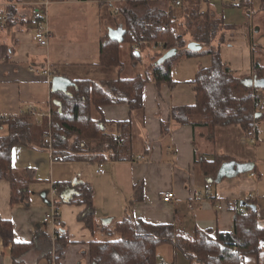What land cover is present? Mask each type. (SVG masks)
<instances>
[{"label":"crops","instance_id":"0c3cea01","mask_svg":"<svg viewBox=\"0 0 264 264\" xmlns=\"http://www.w3.org/2000/svg\"><path fill=\"white\" fill-rule=\"evenodd\" d=\"M38 1L0 0V13L6 14L9 7H14L20 17V21L14 26L0 29V89L6 88L3 96H0V118L19 116L26 111L34 110L39 114V121H42L48 113L47 103L51 79L54 76H62L71 82L105 81L116 80L119 77L133 78L136 74L144 73L145 62L143 70L134 65L136 67L134 71L135 67L130 62V52V68L127 72L125 67L119 73L112 67H100L97 63L98 45L108 35L103 32L98 33L89 62L70 63L67 38L58 26L59 14L56 20L49 14L52 6L69 5L83 13L79 18L80 23H85V26L89 27L92 18L97 21L100 28L101 9L108 7L111 16L117 17L122 6L120 1L103 5L81 0L50 3L48 15L51 37L47 48L38 47L30 36L28 19L34 4ZM156 1L160 9L172 8L160 0ZM202 3L201 13L209 12L219 17L226 28L222 35V43L213 42V45L219 48L220 58L238 78L241 76L251 78L253 63L264 65V0H250L247 12L232 0H202ZM117 20L113 24L109 21L110 29L123 28V19ZM97 23L95 27L98 30ZM187 39L190 40L189 37ZM152 50L156 56H151L150 64L159 62L165 54L159 48ZM158 51L161 53H157ZM139 55L143 56L142 51ZM205 56L206 60L210 59L209 56ZM200 57L204 56L183 58L179 61L182 64L178 67L189 68L191 79H187L189 77L181 79L180 75L175 76L171 73L173 81L177 83L173 88L166 84L159 88H156L154 83L145 85L143 115L135 112L131 117L132 140L129 154L133 155L132 159H129L128 155L127 159L119 162L107 160L100 163L63 161L58 157L60 161L53 162L52 156L45 148L14 147L12 150L14 172L31 169L34 181L29 185V202L11 206L10 185L7 181L0 180V216L12 223L16 240L32 244L18 264H90L89 244L95 238L101 240L108 238L102 228L111 229L115 222L121 220L137 184L143 185L144 196L142 201L133 204V218L150 224H170L177 234L187 238L193 236L195 229L210 231L212 234L233 232L238 203L248 200L251 194L253 201L256 202L259 225L264 227V136L260 135L258 128L259 122L264 118L263 113L258 112L257 133L250 139L236 124L215 128L213 139L210 140L206 128L176 126L169 118L172 108L194 104L195 93L191 80L199 69L205 68L198 60ZM207 63L209 64L206 67L210 66L211 60ZM29 68L37 70L50 68L52 74L47 77L35 75L29 72ZM100 111V115L96 112L93 115L113 124L127 121L130 117V110L125 104L106 106ZM162 122L169 124V133L164 137L160 132ZM107 130L114 134V137H118L117 127L108 126ZM1 132L3 130H0ZM222 155L227 156L233 165L241 166L227 169L229 175L219 181H215L217 176L205 177L196 161H212L214 157ZM99 164L104 165V174L97 172ZM244 166L246 168L250 166V169L237 170ZM57 183L65 184L63 191L59 196L56 194L54 200L59 202L57 207L63 230L69 237V244L61 252L60 259L59 252L55 249L56 241L52 240L49 229L42 223L43 215L51 206L53 186ZM79 183H88L93 192L96 224L94 236L83 222L78 221V216L84 211L85 206L68 203L75 192L74 186ZM208 190L210 195L206 198L204 195ZM64 191L72 194L67 202L60 197ZM168 192H173L175 198L170 203H164L162 197ZM42 193L46 194L49 205L42 201L40 197ZM260 244L262 250L257 255L244 257L241 264H264V239ZM157 256L170 264H188L182 254L168 244L158 248ZM0 264H13L10 249L3 247L1 241Z\"/></svg>","mask_w":264,"mask_h":264},{"label":"trees","instance_id":"16d2710c","mask_svg":"<svg viewBox=\"0 0 264 264\" xmlns=\"http://www.w3.org/2000/svg\"><path fill=\"white\" fill-rule=\"evenodd\" d=\"M61 1L64 0H50L51 3ZM81 1H92L99 5L117 1L122 3L119 13L123 19L125 35L119 43L111 40L108 35L100 42L97 61L100 67H112L118 73L123 70L124 64L119 56V45L122 43L129 45L130 62L135 66L140 63L139 53L135 50L137 47L143 49L147 44H152L164 53L171 50L176 53L162 63H153L148 74L105 81L77 80L67 92L50 91L47 103L50 118L45 117L39 123L30 111L19 116L0 118V130L7 131L6 135L0 136V180L7 181L10 185L11 206L29 202V185L34 182L31 169L14 172L12 150L16 146L47 150L44 137L49 134L53 154L63 161L119 162L127 159L128 155L132 159L133 155L129 154L132 140L131 117L135 112L143 115L145 85L154 83L159 88L166 84L173 88L177 83L173 81L171 72L183 58L207 55L211 64L199 69L191 80L195 93L194 104L171 109L169 118L174 125L204 127L209 131L207 137L210 140L213 139L215 128L235 124L247 138L256 136L258 101H255L253 95L258 92V88L252 86V82L264 80V65L254 62L251 78L240 79L231 72L220 58L219 48L213 45L218 36L219 43H222V35L226 32L224 22L209 12L201 13L202 0H182L181 6L169 10L159 9L156 0ZM237 3L247 12L249 1L240 0ZM5 18L0 29L9 28L20 21L14 7L8 8ZM181 19L185 20L184 23L180 22ZM175 25H183L181 28L184 33H179ZM186 36L190 42L200 45L201 49L189 50ZM241 84L246 90L243 94L236 95ZM120 104L127 105L130 110L127 121L113 124L93 115L94 112L100 115V110L106 106ZM108 126L118 128V143L114 142V134L107 130ZM160 132L162 137L169 133L168 122L161 123ZM229 161L227 156L222 155L214 157L212 161L199 160L196 163L205 177L214 178L222 164ZM53 187L59 196L65 184L57 183ZM74 190L68 203L85 206L78 221L83 222L94 236L96 224L91 186L79 183L74 186ZM134 190L121 220L115 222L109 231L102 228L109 238H95L89 244L90 264H160L157 250L167 244L182 254L188 264H241L244 257L257 255L262 250L260 241L264 239V227L259 225L257 206L253 199L238 203L243 211L239 212L237 206L233 232L212 234L210 231L195 229L193 236L187 238L177 234L170 224H150L134 219L132 207L134 203L143 200V185L137 184ZM56 204H59L57 200ZM0 241L3 247L10 249L13 264H18L32 246L16 240L12 223L1 216ZM68 244V233L62 226L55 243L59 259Z\"/></svg>","mask_w":264,"mask_h":264},{"label":"rangeland","instance_id":"374dc122","mask_svg":"<svg viewBox=\"0 0 264 264\" xmlns=\"http://www.w3.org/2000/svg\"><path fill=\"white\" fill-rule=\"evenodd\" d=\"M160 1L165 3L163 0H160ZM165 5L167 7H170L166 3H165ZM62 9H64V10H62ZM57 10H62V11H57ZM49 14L51 15V18L53 20H56L57 14H59L58 26H59L60 30L63 33H65L64 35H66V38H67L68 61L70 63H81L82 64L84 62H89L90 58H92L93 50L95 47L94 43L97 40V37L99 36L98 33H100V32H103V34L108 33V30L110 29L109 21L111 22V24H113V22L117 19L122 21V17L120 15H118L117 17H114V16L112 17L111 16V14H112L111 10L108 7H103L101 9V14L99 15V20H100L99 25H101L100 28L98 26L97 21L93 20L92 18L90 19L91 25L89 27L85 26V23H83V24L80 23L79 18H81L83 16V13H80L78 11V9L74 10V8L69 6V5L52 6L49 10ZM180 21L182 23H184L185 20L181 19ZM95 23H97V26L99 28L98 30L95 27ZM182 26L183 25H178V26L175 25V27L179 33H184L183 32L184 30L181 28ZM187 37L188 36L185 37V40L188 43V42H190V40H188ZM219 41L220 40H219V36H218L214 42L219 43ZM119 48H120V55H119L120 60H121V62L124 63V67L126 68L125 71L127 72L130 68V62H129L130 47L128 44L122 43ZM137 48H138V51H137L138 53L140 51H142V53H143V56H141L143 59L140 57V60H139L140 63L137 66L143 70V65L145 64L144 73L143 74L139 73V74L140 75H144L145 73L148 74V71L150 70V67L153 64L152 62L150 64V58L152 55H155V52L152 50V48H156V47H154L152 44H147V46H145V48H143V49L140 47H137ZM73 51L75 53H73ZM157 53H161V51H158ZM205 58H206V56H204L202 58L200 57L198 59L199 62L202 64L201 66H203V67H206L209 64L207 62L210 61V59L206 60ZM180 64H182V63L181 62L176 63V66L174 67V69H172L171 73H173L175 76L180 75L181 79H184L186 77H189L187 79H191L190 78L191 74H189V72H188L189 68L178 67ZM176 68H178L177 71L173 72ZM131 70H133V69H131ZM135 70H136V67H135L134 71ZM191 77H192V75H191ZM240 79H243L242 76ZM5 89L4 90L0 89V96H3V92L6 91ZM238 89H239L238 93H235V94L241 95L245 92L246 87H244V85L241 84V86H239ZM257 90L263 96L262 98L264 99V89L258 88ZM263 115H264V113H263ZM258 128L260 130V135L264 136V118H263V120H261L259 122ZM6 132H7L6 129H3V132H1L0 135H6L7 134ZM263 153H264V151H263ZM261 154H262V152H261ZM113 237H116V236L114 235ZM103 240H106V238Z\"/></svg>","mask_w":264,"mask_h":264},{"label":"built area","instance_id":"2783aa9c","mask_svg":"<svg viewBox=\"0 0 264 264\" xmlns=\"http://www.w3.org/2000/svg\"><path fill=\"white\" fill-rule=\"evenodd\" d=\"M168 6L170 7H179L181 6L182 0H163ZM233 2H239L240 0H232ZM250 1V0H247ZM50 0H39L36 4H34L31 15L28 19V24L30 26V36L32 41L40 48H47L49 45V39L51 37V28H50V21H49V15H48V8L50 5ZM6 14L0 13V23H4L6 20ZM138 51V48L135 49ZM30 73H33L35 75L39 76H50L52 74V70L50 68L48 69H28ZM253 98L255 101H258V104L256 106V110L259 113H264V99L262 98V95L259 92H255L253 95ZM30 113L33 115L35 121L38 123L40 122L39 114L34 111L30 110ZM46 118H50V114L47 113L45 116ZM114 142H118V139L116 137L113 138ZM44 144L48 146V153L52 156L53 162H59V158L53 154V150L51 148V137L50 135H45L44 137ZM99 174H104V165L99 164L98 171ZM57 194L55 188L52 189L51 192V206L47 213L43 215L42 223L46 226V228L49 229L50 235L53 241H56L58 236L60 235V232L62 230V219L60 217L58 207L56 204V201L54 200L55 195ZM210 195V191H206L204 197L208 198ZM253 195L248 196V199H252ZM175 198V195L173 192L165 193V195L162 197V201L164 203L172 202ZM238 211L242 212L243 208L238 206ZM160 264H170L169 262H166L162 259H159Z\"/></svg>","mask_w":264,"mask_h":264},{"label":"water","instance_id":"95a60500","mask_svg":"<svg viewBox=\"0 0 264 264\" xmlns=\"http://www.w3.org/2000/svg\"><path fill=\"white\" fill-rule=\"evenodd\" d=\"M107 34H108V37L111 40L119 43V42H122L123 36L125 35V31H124L123 28L118 27V29H109ZM187 46H188V49L189 50L191 49V50H194V51H199L201 49V46L198 45L197 43H194V42H190ZM175 53L176 52L174 50H171V51L166 52L162 56V58L159 60V63H162V61L164 59H167V58H170V57L174 56ZM71 85H73V82H71L70 80H68V79H66V78H64L62 76H54L51 79V89H50V91H52V92H55V91L67 92V89ZM252 86H254L256 88H261L262 89V88H264V80L261 81V82H254L253 81L252 82ZM236 166L237 167H240L241 165H237V164L236 165L235 164L233 165L230 162L223 163L222 166L220 167L218 173H217V178H216L215 181H219L220 179H222V177L228 176L229 174L227 173V169H230V168H233V167H236ZM245 168H246V166H244V168L243 167L242 168H237V170L238 171H240V170L245 171L246 169H250V166L247 167L246 169ZM248 171H250V170H248ZM70 195H72L71 192H70ZM70 195H69V193L67 191H64L60 195V197H61V199L64 202H67L68 199L70 198L69 197ZM73 195H74V192H73ZM40 197H41L42 201L45 204L49 205V201L46 199V194L45 193H42L40 195Z\"/></svg>","mask_w":264,"mask_h":264}]
</instances>
